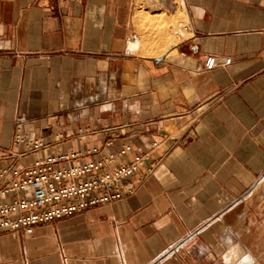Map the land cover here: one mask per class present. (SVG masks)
<instances>
[{
	"label": "crops",
	"instance_id": "1",
	"mask_svg": "<svg viewBox=\"0 0 264 264\" xmlns=\"http://www.w3.org/2000/svg\"><path fill=\"white\" fill-rule=\"evenodd\" d=\"M142 8L175 45L131 51ZM19 125L46 143L21 165L160 144L124 200L0 234V264H264V0H0V167Z\"/></svg>",
	"mask_w": 264,
	"mask_h": 264
},
{
	"label": "built area",
	"instance_id": "2",
	"mask_svg": "<svg viewBox=\"0 0 264 264\" xmlns=\"http://www.w3.org/2000/svg\"><path fill=\"white\" fill-rule=\"evenodd\" d=\"M231 62L230 57L220 60L210 54L204 66L210 71ZM57 136L62 138V134ZM12 144L7 153L14 160L0 167V234L30 235L40 225L54 224L133 194L137 189L133 179L160 143L153 141L147 151L135 153L133 158L124 161L132 144L125 143L120 149L111 150L113 140L110 139L104 147L52 153L23 165L19 161L25 154L46 146L44 138L28 133L19 125ZM153 170V166L146 168L145 175L152 174Z\"/></svg>",
	"mask_w": 264,
	"mask_h": 264
},
{
	"label": "rangeland",
	"instance_id": "3",
	"mask_svg": "<svg viewBox=\"0 0 264 264\" xmlns=\"http://www.w3.org/2000/svg\"><path fill=\"white\" fill-rule=\"evenodd\" d=\"M141 14V25L142 28L146 29L147 35H149L150 39L153 41L148 43V40L143 37V35L138 34L136 43L131 40L130 41V49L132 52H139L142 50V53L145 54H159L175 45L178 42V36L182 35V19H178L174 21L172 16L169 17L167 12L163 11L161 19H157L158 16H154L151 11H146L142 8ZM147 25V26H146ZM167 32L169 42L163 45L162 50H156V48L162 47L160 44L161 34ZM149 49V50H148ZM264 184V183H263Z\"/></svg>",
	"mask_w": 264,
	"mask_h": 264
},
{
	"label": "clouds",
	"instance_id": "4",
	"mask_svg": "<svg viewBox=\"0 0 264 264\" xmlns=\"http://www.w3.org/2000/svg\"><path fill=\"white\" fill-rule=\"evenodd\" d=\"M245 260L247 261V264H254V261L252 260V258L249 257H245Z\"/></svg>",
	"mask_w": 264,
	"mask_h": 264
},
{
	"label": "water",
	"instance_id": "5",
	"mask_svg": "<svg viewBox=\"0 0 264 264\" xmlns=\"http://www.w3.org/2000/svg\"><path fill=\"white\" fill-rule=\"evenodd\" d=\"M164 59L163 58H155V61L156 62H161V61H163Z\"/></svg>",
	"mask_w": 264,
	"mask_h": 264
},
{
	"label": "bare ground",
	"instance_id": "6",
	"mask_svg": "<svg viewBox=\"0 0 264 264\" xmlns=\"http://www.w3.org/2000/svg\"><path fill=\"white\" fill-rule=\"evenodd\" d=\"M183 13V12H182ZM183 18V17H182ZM187 26V25H186ZM188 27H189V25H188ZM185 29H187L188 30V28H185ZM135 43H136V41H134Z\"/></svg>",
	"mask_w": 264,
	"mask_h": 264
}]
</instances>
